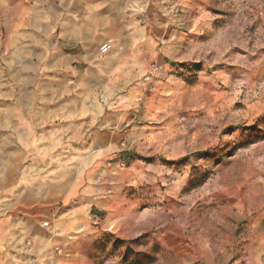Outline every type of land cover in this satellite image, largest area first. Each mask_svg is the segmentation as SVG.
I'll return each mask as SVG.
<instances>
[{
  "label": "rangeland",
  "instance_id": "374dc122",
  "mask_svg": "<svg viewBox=\"0 0 264 264\" xmlns=\"http://www.w3.org/2000/svg\"><path fill=\"white\" fill-rule=\"evenodd\" d=\"M118 1L80 89L0 0V264H264V0Z\"/></svg>",
  "mask_w": 264,
  "mask_h": 264
},
{
  "label": "crops",
  "instance_id": "0c3cea01",
  "mask_svg": "<svg viewBox=\"0 0 264 264\" xmlns=\"http://www.w3.org/2000/svg\"><path fill=\"white\" fill-rule=\"evenodd\" d=\"M30 7L17 14L8 32L7 49L12 53L9 60L15 65H22V50H28L22 47L24 44L51 42L53 45L52 41L57 39L65 55L63 63L71 68V75L81 89V83L100 81L101 76L74 71L73 67L103 65V61L111 66V62L117 60L111 51L100 53V48L114 47L116 36L124 33L125 24L120 23L124 19L123 3L118 0H35ZM55 48L60 49L57 45L50 50Z\"/></svg>",
  "mask_w": 264,
  "mask_h": 264
},
{
  "label": "built area",
  "instance_id": "2783aa9c",
  "mask_svg": "<svg viewBox=\"0 0 264 264\" xmlns=\"http://www.w3.org/2000/svg\"><path fill=\"white\" fill-rule=\"evenodd\" d=\"M104 48H106V47H103L102 49H104Z\"/></svg>",
  "mask_w": 264,
  "mask_h": 264
}]
</instances>
